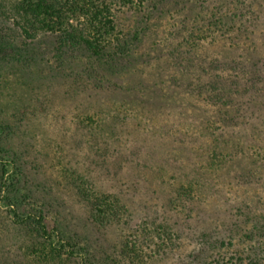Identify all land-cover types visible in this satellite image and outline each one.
Masks as SVG:
<instances>
[{
    "label": "rangeland",
    "instance_id": "obj_1",
    "mask_svg": "<svg viewBox=\"0 0 264 264\" xmlns=\"http://www.w3.org/2000/svg\"><path fill=\"white\" fill-rule=\"evenodd\" d=\"M227 2L147 0V20L124 9L118 29L140 40L115 73L80 50L59 54L46 36L26 42L0 0V160L21 179L13 206L0 202V264H38L15 211L67 223L100 262L130 264L126 238L146 240L142 229L158 225L178 238L147 249L146 264H208L239 249L264 258V226L252 220L264 216V0H244L237 39L215 26L232 14ZM216 74L215 103L194 84ZM71 174L120 198L126 220L94 224Z\"/></svg>",
    "mask_w": 264,
    "mask_h": 264
},
{
    "label": "trees",
    "instance_id": "obj_2",
    "mask_svg": "<svg viewBox=\"0 0 264 264\" xmlns=\"http://www.w3.org/2000/svg\"><path fill=\"white\" fill-rule=\"evenodd\" d=\"M146 1L5 0L9 12L15 17L14 26L26 42L35 41L40 35L46 36V38L48 37L55 44L54 51L59 54L67 47L72 50H80L85 53L87 58L103 61L107 65V69L110 71L114 70L115 73L116 67H118L115 62L128 56L132 45L140 40V31H136L130 40L124 39L122 32L118 29V13L124 9H129V11L135 14H142L146 20L150 19L152 14L145 7ZM227 3V8L233 10L232 14L228 15L227 22L223 24L217 23L215 26L219 28V31L227 27L228 31H225L227 35L230 34L232 29H235L234 38L237 39L239 38L240 30L236 25L235 28L234 24L235 20L239 19V16L240 18L245 17V12L241 11L244 0H230ZM239 3L242 5L241 8H239ZM228 40L230 45H234L235 41L233 37ZM26 42L25 45H27ZM212 65L213 63L211 62ZM204 70L206 71V69ZM204 70L203 72L205 73ZM208 76L210 79L212 78L206 72L204 77ZM214 77L217 78H213L210 84L195 83L194 88L197 92L200 91V93L201 91H208V96L205 97V100L212 101L215 99L214 102L216 103L220 102L221 97L217 93L222 81L218 79V74ZM214 79L215 81H213ZM231 90L226 94H229ZM240 103L247 106L245 102ZM241 107L242 105L239 106V109ZM240 119L239 121H242ZM245 137L247 136L245 135ZM5 153L0 146V157ZM1 160L0 202L12 205L11 196L17 193L21 185V179L15 175V172H13V177H9V163ZM12 162H15L14 159H12ZM71 175L68 176L70 183L75 185L79 194L81 193L90 206L92 212L91 219L94 224L104 227L113 223L121 224V222L126 220L129 215V208L120 198L113 194L96 190L93 187V183L86 178H80L76 174H74L75 176ZM181 192L188 196L193 194L192 187L181 189ZM1 193H3V196H1ZM14 215L17 219L16 225L25 226L28 232L33 233L37 239V246L31 249L30 254L34 256V260L38 264L120 263V261L115 259H108L105 262L97 260L93 253V245L90 243V239L79 232L71 231L67 228V223L62 227L57 222L55 226L48 228L44 221L36 214L34 216H27L15 211ZM256 217L254 216L252 220L264 226V216ZM142 232L146 240L126 238L120 250L121 257L128 259L130 264H146L147 259H150L147 249H150L152 254L158 255L172 247L178 238V235L171 228L164 225L146 226L142 229ZM248 252L246 249L233 250L227 256L222 255L218 259H213L208 264H264L263 257L253 258ZM254 255L256 257L257 253Z\"/></svg>",
    "mask_w": 264,
    "mask_h": 264
}]
</instances>
